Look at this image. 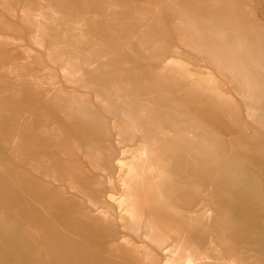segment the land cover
Masks as SVG:
<instances>
[{
	"label": "rangeland",
	"instance_id": "374dc122",
	"mask_svg": "<svg viewBox=\"0 0 264 264\" xmlns=\"http://www.w3.org/2000/svg\"><path fill=\"white\" fill-rule=\"evenodd\" d=\"M183 1L0 0V264H264V0Z\"/></svg>",
	"mask_w": 264,
	"mask_h": 264
},
{
	"label": "bare ground",
	"instance_id": "6f19581e",
	"mask_svg": "<svg viewBox=\"0 0 264 264\" xmlns=\"http://www.w3.org/2000/svg\"><path fill=\"white\" fill-rule=\"evenodd\" d=\"M164 1V3H165V5L167 6V5H172V6H174L175 8H177V10L179 11V12H181L182 10H183V7H184V1L183 0H163ZM163 3V2H162ZM109 5V4H108ZM110 6V5H109ZM105 7H107V6H105ZM110 7H112V5L110 6ZM168 7V6H167ZM106 9V8H105ZM110 12V11H109ZM92 13V12H91ZM90 13V14H91ZM93 13H94V11H93ZM199 13V12H198ZM52 14V13H51ZM96 14V13H95ZM56 15V14H55ZM94 15V14H93ZM93 15H91V16H93ZM53 16V15H52ZM94 16H96V15H94ZM53 19H55V18H53ZM109 20V19H108ZM53 22L52 23H54L55 22V20H52ZM92 21V20H91ZM110 21V20H109ZM114 21V20H113ZM90 22V21H89ZM105 22H107V21H105ZM104 22V23H105ZM60 23V22H59ZM83 23V22H82ZM112 23V22H111ZM114 23V22H113ZM116 23V22H115ZM80 24H81V22H80ZM107 24V23H106ZM54 25H55V23H54ZM63 25V24H62ZM62 25H60V26H62ZM111 25V24H110ZM51 26V25H50ZM75 26H77V25H75ZM116 26V25H115ZM79 27H80V25H79ZM79 27H77L78 29H79ZM114 27V26H113ZM112 27V28H113ZM51 28V27H50ZM77 28H75V29H77ZM73 29H74V27H73ZM80 29H81V27H80ZM94 29H95V27H94ZM93 29V30H94ZM38 30V29H37ZM52 30H54V29H52ZM58 30H59V28H58ZM109 30V29H108ZM112 30V29H111ZM114 30V29H113ZM112 30V31H113ZM39 31V30H38ZM72 31H74V30H72ZM77 31V30H76ZM110 31V30H109ZM116 30H114V32H115ZM118 31V30H117ZM58 32V31H57ZM60 32H61V34H64L65 33V31L63 30V28H62V30H60ZM78 32V31H77ZM200 34L197 36V38L195 39V41H196V43H198V44H200V45H202V46H204V47H208L210 44H211V39H218V40H220L221 42H222V44H223V46L222 47H219V46H215V49H214V52H213V54H212V59L217 63V64H219V65H226V67H228V68H230V69H232V68H234L235 67V64H234V62L232 61V59L226 54V52H225V50H226V48H227V46H229V42H228V37H227V32H226V30L221 26V25H216L215 27H213V28H208L207 26H205L204 28H202V29H200ZM55 33V32H54ZM80 34H81V32H79ZM73 34H75L76 35V33L74 32ZM74 35V36H75ZM77 35H78V33H77ZM82 35V34H81ZM144 34H139V33H137V34H135L134 36H133V39L134 40H138L139 38H141V37H144L143 36ZM57 36H59V35H57ZM73 36V37H74ZM79 36V35H78ZM65 37V36H64ZM55 38H57V40L59 39L60 40V38H58V37H56L55 36ZM64 39V38H63ZM62 38H61V41L63 40ZM59 42V43H57V44H59L60 46L62 45V42ZM51 45V44H50ZM64 48V47H63ZM50 50H51V52L52 53H54L56 50H57V47H54V46H52L51 45V48H50ZM58 52V51H57ZM56 53V52H55ZM48 54V53H47ZM49 54H51L50 52H49ZM49 54L47 55V56H49ZM51 57V56H50ZM49 58V57H48ZM58 60H59V63H60V66H61V70H62V72H65L66 74L67 73H69V74H71V78H77V76H74V74L73 73H71V71H73V67H72V65L74 66V65H76V64H78L79 62H83V63H85L86 64V66L87 67H89V68H91V64H90V62H88L87 61V59L85 58V57H83L82 55H80L78 52H75V53H69V54H63V53H61L60 55H59V58H58ZM64 73V74H65ZM63 74V75H64ZM65 74V75H66ZM73 76V77H72ZM34 77V76H33ZM47 77V75H41V76H39V77H36V80H38L39 82L36 84L35 83V85H37V87L38 88H40V89H44V90H46L47 89V86H45L44 84H43V80L45 79ZM64 77V76H63ZM49 79H51V76L49 75ZM33 80H35V78L33 79ZM50 81V80H49ZM205 85V84H204ZM203 85V86H204ZM195 86V85H194ZM202 86V85H201ZM202 86V87H203ZM200 88V87H199ZM263 89V88H262ZM95 91V90H94ZM46 93H47V95H52L53 97H54V100L56 101V103L57 104H62V103H64L65 104V110H66V112L68 111V112H70L71 110H72V106H73V102L71 103V102H69V101H63L62 100V98L61 97H63V94H64V92L60 89V88H57V87H52V89L50 90H48L47 89V91H46ZM189 93V92H188ZM115 98L116 99H119L120 101H122V102H126V100L124 99V98H122V96H117V95H115ZM231 99V98H230ZM75 105V104H74ZM65 112V113H66ZM67 112V113H68ZM247 112V111H246ZM251 117V116H250ZM237 121V120H236ZM243 126V125H242ZM234 127V126H233ZM191 130H193V129H191ZM192 132V131H191ZM192 134H194V133H190V142H193V141H196L201 147H204V145H206L207 143V141H206V138L204 137V135H200V134H194V135H192ZM246 135V134H245ZM59 138V137H58ZM58 141V140H57ZM258 141V140H257ZM259 141H260V139H259ZM258 141V142H259ZM261 142V141H260ZM58 143H59V141H58ZM206 143V144H205ZM257 143V142H256ZM259 144V143H258ZM59 146V145H58ZM258 146V145H257ZM259 146H260V150H261V152L264 154V148H263V144H259ZM207 148V147H206ZM206 152V154L207 155H210L209 154V152H208V150H206L205 151ZM212 153V152H211ZM213 154V153H212ZM212 156V155H211ZM139 157V156H138ZM144 159V158H143ZM209 214V213H208ZM126 215V214H125ZM127 216V215H126ZM188 219V218H187ZM131 220V219H130ZM174 257V256H173ZM168 260V259H167ZM207 262V261H206Z\"/></svg>",
	"mask_w": 264,
	"mask_h": 264
}]
</instances>
